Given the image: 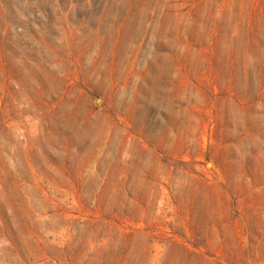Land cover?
<instances>
[{
  "label": "rangeland",
  "instance_id": "374dc122",
  "mask_svg": "<svg viewBox=\"0 0 264 264\" xmlns=\"http://www.w3.org/2000/svg\"><path fill=\"white\" fill-rule=\"evenodd\" d=\"M0 264H264V0H0Z\"/></svg>",
  "mask_w": 264,
  "mask_h": 264
}]
</instances>
